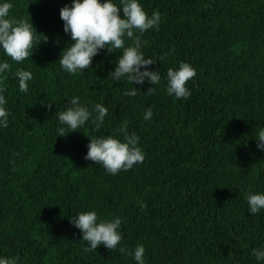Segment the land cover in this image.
I'll return each instance as SVG.
<instances>
[{
  "label": "trees",
  "instance_id": "1",
  "mask_svg": "<svg viewBox=\"0 0 264 264\" xmlns=\"http://www.w3.org/2000/svg\"><path fill=\"white\" fill-rule=\"evenodd\" d=\"M0 264H264V0H0Z\"/></svg>",
  "mask_w": 264,
  "mask_h": 264
}]
</instances>
